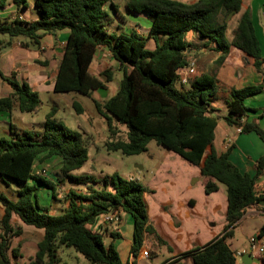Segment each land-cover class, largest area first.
<instances>
[{
  "label": "trees",
  "instance_id": "1",
  "mask_svg": "<svg viewBox=\"0 0 264 264\" xmlns=\"http://www.w3.org/2000/svg\"><path fill=\"white\" fill-rule=\"evenodd\" d=\"M7 0H0L3 8ZM23 3L25 0H16ZM118 15L111 0H34L37 18L32 21L14 18L0 20V35H6L8 44L14 38H24L39 47L46 34L67 31V38L54 78V93L74 92L91 98L97 113L106 121L111 138L105 142L109 151L135 155L146 150L153 140L157 145L173 152L196 166L199 174L209 177L205 193L224 185L226 192L225 225L222 233L204 246L183 253L166 264H236L234 252L227 239L245 209L262 200L257 193L256 181L264 173V153L254 163V174L241 173L229 160L231 146L217 153L213 146L214 130L218 116L215 103L221 101L226 108L223 120L235 126L240 133L254 132L264 143V129L254 121H247L245 99L262 89V85L241 88L220 82L215 73H201L179 81V70L187 68L188 32L203 40L202 47L218 53L214 64L219 66L230 47L242 51L253 59L259 70L261 50L255 35L252 19L244 11L230 40L226 38V23L220 14L238 12L241 0H197L185 3L177 0H128L126 10L141 14L150 20L145 37L133 29L129 33L109 31L110 18L106 9ZM154 40L152 50L146 41ZM106 48L118 63L121 73L118 90L108 99L99 102L92 93L105 88L112 80L106 69L101 75L89 73V65L98 47ZM12 93L0 99V110L10 112L16 107L20 112L35 113L41 101L36 91L25 83L5 78ZM104 77V81L102 78ZM179 84V87L176 84ZM72 107L81 113L82 108L73 100ZM53 106L45 114L41 130L12 132L9 139H0V178L17 186L15 199L0 193L3 215L0 219V264H19V247H11V240L21 234V227L11 223L16 215L27 226L43 230L42 239L27 264H59L58 250L72 247L82 254L89 264H136L135 258L144 242L150 246L167 244L150 223L144 195L146 187L132 178H122L117 173L102 177L76 175L88 159L85 136L55 120ZM112 122L125 127V136L113 140L116 129ZM40 157V158H39ZM56 157L60 164L56 180L35 174L37 160ZM69 183L64 192V208L51 214L37 201V190L50 191L57 199V183ZM73 185H75L73 187ZM80 186V187H79ZM110 210L127 213L132 219L131 263L122 262L112 242L104 243L101 225L93 230L99 217ZM118 234V233H117ZM117 234L112 233L115 238ZM258 235H264V225ZM169 248V247H168ZM149 255V252H148ZM264 264V257L260 258Z\"/></svg>",
  "mask_w": 264,
  "mask_h": 264
},
{
  "label": "crops",
  "instance_id": "2",
  "mask_svg": "<svg viewBox=\"0 0 264 264\" xmlns=\"http://www.w3.org/2000/svg\"><path fill=\"white\" fill-rule=\"evenodd\" d=\"M33 1L34 0H31L32 4ZM111 1L116 5L118 12L120 10L118 4H121L122 9L126 11V16L124 14H121V16L118 15L120 17L119 21L124 23V26L117 25L116 30H111V32L117 34L129 33V31L132 30V27H128V25L131 24L144 25L145 28H147L148 30L150 20L147 19V17H145L144 15L129 13L126 10V3L128 0H123L122 3H117L114 0ZM177 1L193 3L197 0ZM106 9L109 13L110 21H114L113 17L110 14V6L107 5ZM244 11H248L250 13L255 35L257 37L261 50L262 62L260 69L257 70L253 66L252 58L247 57L242 51L238 50L237 48L230 47L227 56L220 64L215 75L220 82L224 83L227 86H232L235 88H241L248 85H262V89L258 93L250 95L245 99V105L251 109V111L247 112V121H254L261 128L264 129V0H241L240 10L238 12L229 13L227 15L221 13L220 21H224L226 23V38L230 40L239 20V17ZM14 18L32 21L37 18V15L33 7L27 6L26 0L25 5L23 3H17L16 0H7L5 6L3 8H0V20H12ZM133 30L143 37H145L147 34H140V31L137 28H133ZM66 38L67 31L64 30L54 34L44 35L40 39L39 47L33 46L32 44L28 43L27 40H25L24 38H14L8 44H2V46L0 47V73L5 78L15 80L20 85L23 83L27 84L29 88L37 92L38 96H40V93L42 92L57 94L53 92L54 78L57 72V67L60 58L64 50ZM193 38L194 37L192 35V40L189 42L191 47L187 51L186 56L188 67L192 66L194 69V72L189 76V78L193 75H196L199 69V74L208 70L213 62L212 60H215L218 57L217 52L202 47L203 40H201L199 36L195 37V40H193ZM0 41L7 42L8 37L6 35H0ZM203 57L207 58L204 62L202 61ZM94 64H96L97 67L92 72L91 69ZM108 64H111L113 68L118 69V63L111 57L110 52L106 48L100 46L97 48L93 60L89 65V73L91 75L99 77L100 74L98 75V73L103 71ZM114 80L115 78H113L110 82L106 83L105 88H99L94 91L92 93V96H94L93 98L99 101L100 98H97L96 95L102 97L103 94L101 92H112V87L110 86V84L113 83L112 81ZM119 81L120 78L117 81L116 89L112 93H110L107 98H103L104 100L108 99L110 96L115 94L119 87ZM12 91L13 90L8 81L0 75V99L9 96ZM74 97L75 96H72L68 100L70 105H72ZM53 104L55 105L57 111L58 107L56 106V102H53ZM215 106L217 108L216 114L218 116V121L214 130L213 139V146L215 148V151L219 154L221 152H224L228 147L231 146V150L229 152V160L239 169L241 173L253 175L255 160L264 153V143L254 132L243 134L237 131V127L228 125L222 118L227 113L223 102H216ZM48 111L49 110H47L45 114ZM19 114L20 111L16 107H13L10 112L0 110V139L11 138L12 132L21 133L24 130H35V128H33V124L31 123H29L31 125L30 127H25V123L21 122V119L19 120V118H21ZM43 122L44 120L40 122V129H42ZM227 139H230V142L228 144L226 143ZM53 163H55L53 171H58L60 168V164L56 157L43 160L42 162L41 160H37L34 166V173L45 175V177L51 178L53 181H56V175H54L51 170L45 169L48 167H52ZM16 189L17 186L10 180H2L0 178V193L4 195H6V193H10L13 199H15ZM256 189L257 193L263 197L262 200H260L254 205L247 207L236 225L252 226L253 233L249 234L248 236V233L250 232L247 229H244L243 234L241 236V242L239 243L238 248L235 250L231 249L233 252L246 247L248 243L247 240L251 236H257L261 241H264V235L261 237L258 235L259 229L264 225V173L257 179ZM218 190H221L219 186ZM56 200H58V197L57 199H54V201ZM63 208L64 204L63 207L57 204L53 209L54 212L52 214H59L63 210ZM57 210H59V212H56ZM2 215L3 207L0 205V219ZM11 223L19 225L23 232H25L24 228H30L38 231L39 238L34 242V246L37 247V243L42 239L43 236L42 229H37L33 226L25 227L16 215L12 216ZM222 223L224 226L225 219ZM98 226L99 223L95 224L93 226V230L97 229ZM233 230L234 228L232 229V234L228 238V240H231V238L234 237ZM100 231L103 233L104 238H107V244L112 242L123 263H131L133 261L134 257L130 252V248L132 245V219L127 213L120 212V222L118 224H108L102 226L100 227ZM112 233H118V236L113 238ZM200 233L201 228H195L193 236L198 237ZM158 235L162 238L160 234ZM218 235L220 234H217L216 236ZM216 236H214V238ZM149 243L150 242L148 240L144 242L143 246L139 249L137 253L135 262H138V260H142V248L147 246V244ZM204 245L205 244H201V242L196 239L190 243L189 248H187L188 250L172 255L165 261V264L183 253L189 252L192 249ZM120 251H122V254L120 253ZM253 257L258 259V261L252 262L251 264H261L260 258L264 257V254L253 255ZM185 263L190 264L191 261L188 259L185 261ZM236 264H242L240 258L236 259Z\"/></svg>",
  "mask_w": 264,
  "mask_h": 264
},
{
  "label": "rangeland",
  "instance_id": "3",
  "mask_svg": "<svg viewBox=\"0 0 264 264\" xmlns=\"http://www.w3.org/2000/svg\"><path fill=\"white\" fill-rule=\"evenodd\" d=\"M114 1L123 2V0ZM26 2L28 7H33L31 0H26ZM118 6L120 7L118 15L124 14L126 16V11L122 9V5L118 4ZM110 14L114 19L113 23L109 24L110 31L116 30L117 25L124 26V23L119 21L120 17L117 14L114 15L112 11ZM128 27L137 28L142 35L147 33V28L144 25L131 24ZM192 35L193 40L198 36L191 31L186 34L185 39L190 42ZM154 46V40L146 41V49L152 50ZM206 59L203 57L202 61L204 62ZM212 61L210 68L203 73H216L220 65L217 66L214 64V60ZM96 67L97 65L94 64L91 71L93 72ZM106 69H109L112 72V77L115 78L110 84L113 92L116 89L118 79L121 78V73L120 71L118 73V69L113 68L111 64H108L103 71ZM103 71L99 72L98 75H101ZM198 72L196 75H199ZM176 86L179 87V84L177 83ZM105 92H101L102 97L96 95L97 98H100L99 102L104 101L103 98H107L112 93L110 91ZM72 96H75L73 100L82 108L81 113L76 112L69 104L68 100ZM39 98L41 104L37 111L35 113L20 112L21 118L19 120L21 119V122L25 123V127H30L29 123H31L35 130H41L40 122L45 119V112L50 110L52 106L55 107L53 102H56L58 108L54 116L55 120L85 136L88 159L80 169L73 171L74 174H87L98 178L117 173L122 178L137 180L146 187L144 199L149 221L167 244L160 246L147 244L142 250L147 249L149 255L138 260L136 264H165V261L172 255L188 250L187 248L192 241L197 239L201 244H206L214 236L222 233L226 207L224 185L219 184L221 190L206 194L205 184L210 178L200 175L194 165L157 145L153 140L146 144L144 152L135 155H124L120 151L107 150L105 142L111 136L108 133L106 121L97 113L89 97L74 92L62 94L42 92ZM112 124L116 129V135L112 139L124 138L125 127L115 122ZM54 164L45 169L51 170L55 175L59 170L53 171ZM57 185L58 200L56 201L52 199L49 190L43 187L37 190L39 205L47 207L51 214L57 204L63 207V195L69 187V183H62L61 181ZM6 196L13 199L10 193H6ZM14 225L17 226V224ZM24 226L30 227L25 224ZM199 227L201 228L200 235L198 237L193 236L195 228ZM24 229L25 232L21 231L18 237L11 240V247H19L21 254L17 260L19 264H27L29 259L33 257L36 251L34 242L39 238L38 231L30 228ZM244 229L250 232L248 236L253 233L252 226L238 225L234 227V237L231 240L227 239L230 249L238 248ZM107 242V238H104V243L107 244ZM57 253L59 264H89L86 258L72 247H62ZM120 253L122 254V251Z\"/></svg>",
  "mask_w": 264,
  "mask_h": 264
},
{
  "label": "built area",
  "instance_id": "4",
  "mask_svg": "<svg viewBox=\"0 0 264 264\" xmlns=\"http://www.w3.org/2000/svg\"><path fill=\"white\" fill-rule=\"evenodd\" d=\"M194 72V69L192 66L187 68H184L183 70H179V81L182 84L188 83V76ZM237 131L239 129L237 128ZM230 142V139L226 140V143L228 144ZM120 222V211L119 210H110L107 213L101 215L99 217L98 223L101 226H105L108 224H118ZM247 246L238 249L234 252V256L236 259H239L243 254H251L253 255H261L264 254V241H261L257 236H251L247 240ZM141 256L145 257L148 256V250L143 249L141 251Z\"/></svg>",
  "mask_w": 264,
  "mask_h": 264
},
{
  "label": "water",
  "instance_id": "5",
  "mask_svg": "<svg viewBox=\"0 0 264 264\" xmlns=\"http://www.w3.org/2000/svg\"><path fill=\"white\" fill-rule=\"evenodd\" d=\"M240 261L242 264H251L252 262H257L258 259L254 258L251 254H243L240 257Z\"/></svg>",
  "mask_w": 264,
  "mask_h": 264
}]
</instances>
